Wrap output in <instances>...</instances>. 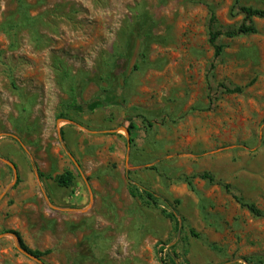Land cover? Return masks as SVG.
<instances>
[{
  "label": "rangeland",
  "instance_id": "1",
  "mask_svg": "<svg viewBox=\"0 0 264 264\" xmlns=\"http://www.w3.org/2000/svg\"><path fill=\"white\" fill-rule=\"evenodd\" d=\"M24 2L28 22L17 0H0V157L17 169L0 234L48 251L44 264H161L156 244L160 257L175 246L177 264H264V17L251 18L254 33L220 37L214 57L209 16L236 28L235 0ZM114 49L115 91L102 94ZM65 170L68 187L54 180ZM12 181L0 161V194ZM0 264L38 263L5 235Z\"/></svg>",
  "mask_w": 264,
  "mask_h": 264
},
{
  "label": "trees",
  "instance_id": "2",
  "mask_svg": "<svg viewBox=\"0 0 264 264\" xmlns=\"http://www.w3.org/2000/svg\"><path fill=\"white\" fill-rule=\"evenodd\" d=\"M18 4H19V8H20V13H21V18L23 19L24 22H28L30 20H32V17L28 15V12L26 10V3L24 2V0H17ZM234 7H236L239 12L243 13L245 16L244 21L239 24L236 28H224V29H218L214 27V22H215V17L214 14L211 12L210 16H209V27H208V43L211 45V47L213 48L214 51V57H218L223 49V46L219 43V38L222 36L228 37V38H233V37H237L240 35H245V34H250V33H254L256 31V28L254 26V24L251 22V18L252 17H259V18H263L264 17V9H256V8H252L249 6H244L241 4H238V1L235 0L234 3ZM141 57H145L143 52H141L140 54ZM111 58L109 61H106L105 63V76L102 75L101 79L106 81V85L105 86H101V93H107L108 91H115L114 88V77L111 73V69H113L116 66L117 61L119 60V58H122V52L120 51V49H114ZM64 77L68 78L69 77V73L68 72H64ZM219 87L221 89H223L224 92L226 93H239L241 92L242 88L238 87V86H229L227 84L221 83L219 85ZM71 91V96H72V101L69 104V108L70 109H75V108H79L82 106V104L78 101V96H75V92L73 89L70 90ZM59 118H63V114L60 113ZM128 131L131 133L132 129H133V124L131 122V120L129 119V126L127 127ZM39 176L42 177L43 174L41 172H39ZM201 179H205L209 182H213L214 178L211 174L204 172L202 174H199V176ZM54 180L63 187H68L70 185H72L73 180H74V174L72 171L70 170H65L63 173L57 175L54 177ZM189 184L190 181L188 182ZM223 189L229 193L231 195V197L234 199V201H236L238 204H240V206L245 207L250 213H252L255 216H262V212L253 204V203H249L246 201H243L242 198L238 195V193L232 188V186L230 184H222ZM128 190L130 192V194L132 196H139L138 193V188L132 184L131 182H128ZM145 197L150 201V203H152L153 205H158L159 202L161 201L159 198H157L152 192L148 191V190H143L142 192ZM163 203H166L165 201H162ZM174 203L177 204L178 200H174ZM171 217L175 218V215L172 213L170 214ZM13 234H15L20 241V245L23 249L27 250L28 252H30L31 254H33L34 256L40 258L41 256L45 255L48 253V251H38V250H30L28 247H26V245H24L20 234L16 231H9ZM195 235V234H194ZM175 246L172 247L170 252H165L164 253V257H160V253L164 250L163 246H160L159 244H156L154 247L155 250V254L158 257V261L161 264H177L176 262V257L178 256L174 250Z\"/></svg>",
  "mask_w": 264,
  "mask_h": 264
},
{
  "label": "water",
  "instance_id": "3",
  "mask_svg": "<svg viewBox=\"0 0 264 264\" xmlns=\"http://www.w3.org/2000/svg\"><path fill=\"white\" fill-rule=\"evenodd\" d=\"M67 121H68L69 123H73V121H71V120H67ZM125 131H126L127 134L129 133V131H128L127 129H126ZM128 144H129V140H128ZM69 156H70V158L72 159V161L76 164V162H75L74 158L71 156V154H69ZM0 161H1L2 163L6 164L7 166H9V167L11 168V170L13 171V181L10 182L9 184H7V185L5 186V188L3 189V191L1 192V194H0V201H1V199H2V198L4 197V195L7 193V191H8V190L14 185V183H15V181H16V179H17V169H16V165H15L13 162H11L10 160H7V159H5V158L0 157ZM76 166H77V164H76ZM46 200H47L49 206H51L52 208H55V207L49 202V200H48L47 197H46ZM5 235H9V236H11V237L13 238V240H14V244H15V247H16V249H17L21 254L25 255L26 257L31 258L32 260H34V261L37 262L38 264H44L43 261H42L40 258L34 256L33 254H31L30 252H28L27 250H25V249H23V248L21 247V245H20V241H19V238H18L15 234H13V233L0 234V238L3 237V236H5Z\"/></svg>",
  "mask_w": 264,
  "mask_h": 264
}]
</instances>
